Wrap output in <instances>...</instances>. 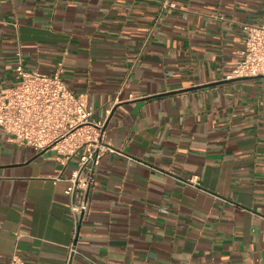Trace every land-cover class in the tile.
<instances>
[{"label":"crops","instance_id":"obj_1","mask_svg":"<svg viewBox=\"0 0 264 264\" xmlns=\"http://www.w3.org/2000/svg\"><path fill=\"white\" fill-rule=\"evenodd\" d=\"M162 1L1 0L0 92L61 64L118 152L75 226L78 158L0 127V264H264V75L226 78L264 0Z\"/></svg>","mask_w":264,"mask_h":264},{"label":"built area","instance_id":"obj_2","mask_svg":"<svg viewBox=\"0 0 264 264\" xmlns=\"http://www.w3.org/2000/svg\"><path fill=\"white\" fill-rule=\"evenodd\" d=\"M175 6L169 0L161 2L162 9ZM241 24L244 33L241 58L226 78L264 75V23ZM15 70L16 83L0 92V127L15 142L35 149H54L61 160L78 158V167L71 171L70 185L65 190L77 226L90 209L101 156L106 150H118L104 140V122L94 118L85 96L75 93L62 77L61 64L53 73H46L25 68L20 57ZM167 174L186 186L204 190L193 177ZM69 248L75 250L73 244ZM8 264H23V259L13 253Z\"/></svg>","mask_w":264,"mask_h":264}]
</instances>
